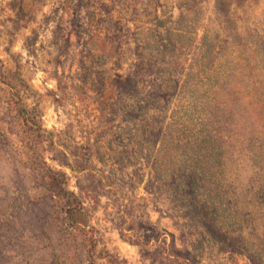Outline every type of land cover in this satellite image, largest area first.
Here are the masks:
<instances>
[{
    "label": "rangeland",
    "instance_id": "obj_1",
    "mask_svg": "<svg viewBox=\"0 0 264 264\" xmlns=\"http://www.w3.org/2000/svg\"><path fill=\"white\" fill-rule=\"evenodd\" d=\"M0 264H264V0H0Z\"/></svg>",
    "mask_w": 264,
    "mask_h": 264
},
{
    "label": "trees",
    "instance_id": "obj_2",
    "mask_svg": "<svg viewBox=\"0 0 264 264\" xmlns=\"http://www.w3.org/2000/svg\"><path fill=\"white\" fill-rule=\"evenodd\" d=\"M129 80L132 79V78H128ZM121 83V82H120Z\"/></svg>",
    "mask_w": 264,
    "mask_h": 264
}]
</instances>
